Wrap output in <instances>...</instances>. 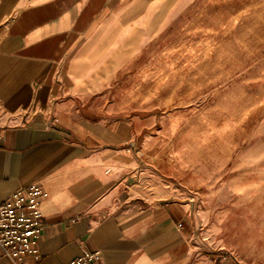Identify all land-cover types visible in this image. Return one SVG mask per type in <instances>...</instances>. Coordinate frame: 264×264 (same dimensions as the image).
<instances>
[{
  "label": "crops",
  "instance_id": "crops-1",
  "mask_svg": "<svg viewBox=\"0 0 264 264\" xmlns=\"http://www.w3.org/2000/svg\"><path fill=\"white\" fill-rule=\"evenodd\" d=\"M175 2L0 0V201L48 194L26 264H264V152L236 156L264 149V126L249 110L205 125L219 153L191 176L189 146L160 162L158 111L128 109L158 79L151 42Z\"/></svg>",
  "mask_w": 264,
  "mask_h": 264
},
{
  "label": "rangeland",
  "instance_id": "rangeland-1",
  "mask_svg": "<svg viewBox=\"0 0 264 264\" xmlns=\"http://www.w3.org/2000/svg\"><path fill=\"white\" fill-rule=\"evenodd\" d=\"M168 13L151 42L158 79L144 85L142 101L128 103V109L158 111L159 134L153 135L160 142V162L177 168L183 146H189L185 159L192 176L202 172L199 160L219 153L202 141L205 125L221 118L232 122L249 110L255 129L264 126V0H176ZM253 148H240L236 156L264 152Z\"/></svg>",
  "mask_w": 264,
  "mask_h": 264
},
{
  "label": "built area",
  "instance_id": "built-area-1",
  "mask_svg": "<svg viewBox=\"0 0 264 264\" xmlns=\"http://www.w3.org/2000/svg\"><path fill=\"white\" fill-rule=\"evenodd\" d=\"M1 142L0 135V145ZM47 197L41 186L33 184L0 201V258L13 264H26L27 259L39 260L40 205ZM100 259L99 252L84 250L67 264H100Z\"/></svg>",
  "mask_w": 264,
  "mask_h": 264
}]
</instances>
